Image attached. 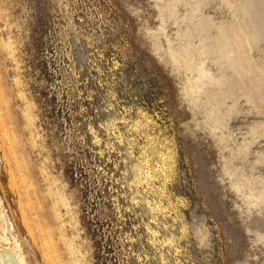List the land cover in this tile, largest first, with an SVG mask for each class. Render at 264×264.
<instances>
[{
  "label": "rangeland",
  "instance_id": "374dc122",
  "mask_svg": "<svg viewBox=\"0 0 264 264\" xmlns=\"http://www.w3.org/2000/svg\"><path fill=\"white\" fill-rule=\"evenodd\" d=\"M11 262L264 264V0H0Z\"/></svg>",
  "mask_w": 264,
  "mask_h": 264
},
{
  "label": "bare ground",
  "instance_id": "6f19581e",
  "mask_svg": "<svg viewBox=\"0 0 264 264\" xmlns=\"http://www.w3.org/2000/svg\"><path fill=\"white\" fill-rule=\"evenodd\" d=\"M6 259V258H5ZM5 263V262H4ZM10 263V262H9ZM12 263V262H11ZM13 264V263H12Z\"/></svg>",
  "mask_w": 264,
  "mask_h": 264
}]
</instances>
